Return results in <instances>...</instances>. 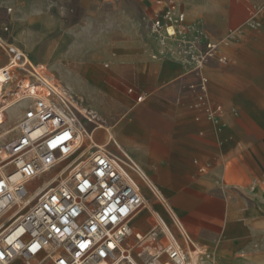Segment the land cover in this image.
Listing matches in <instances>:
<instances>
[{"label":"built area","instance_id":"1","mask_svg":"<svg viewBox=\"0 0 264 264\" xmlns=\"http://www.w3.org/2000/svg\"><path fill=\"white\" fill-rule=\"evenodd\" d=\"M145 19L157 45L151 57L177 60L197 75L198 85L190 86L200 91L193 106L210 120L219 117L223 109L209 97L205 69L214 60L228 63L223 41L213 39L201 21L189 20L176 1ZM0 48V88L7 91L2 98L24 87L14 119L0 102V222L9 219L0 231V264H215L208 249L191 259L199 248L153 187L168 217L149 210L132 156L114 140L98 141L99 125L79 99L31 73L21 49L1 38ZM16 73L21 85L12 87ZM129 91L144 101V94ZM54 170L47 189L32 198ZM145 210L152 224L144 232L134 223L144 221Z\"/></svg>","mask_w":264,"mask_h":264},{"label":"crops","instance_id":"2","mask_svg":"<svg viewBox=\"0 0 264 264\" xmlns=\"http://www.w3.org/2000/svg\"><path fill=\"white\" fill-rule=\"evenodd\" d=\"M169 1L179 3L154 0L146 17L162 10ZM252 2L258 9L251 18L253 26L235 29L231 45H221L228 63L214 60L205 69L209 97L215 105H224V117L210 120L203 110L193 106L200 91L190 86L198 85L197 75L177 60L148 58L140 41L121 45L119 50L127 54L128 60L120 63L116 72L135 86L129 90L145 95L144 101L137 102L136 95L128 90L136 102L132 106L130 96L121 95L104 81L105 73L94 86L110 101L111 117L95 112L111 127L114 141L122 149L138 150L137 159L132 158L146 175L143 193L153 211L166 216L163 201L155 203L147 184L162 190L161 198L177 213L194 243L203 242L201 246H210L220 255L243 245L249 233L239 220L230 221L218 232L217 240L205 221L212 220L216 225L217 213L254 214L258 209L246 201V196L252 195L246 186L264 174V107L257 104L262 91L259 84L264 78V0ZM237 9L238 14L230 17L233 26L249 16L245 3ZM188 19L201 21L215 40H222L233 30L217 27L218 33L204 18ZM242 116L248 125L241 123ZM249 129L262 134L258 138ZM95 133L101 143L108 141L109 131L98 128ZM143 219L136 221L134 228L145 232L152 224L149 210L144 211Z\"/></svg>","mask_w":264,"mask_h":264},{"label":"rangeland","instance_id":"3","mask_svg":"<svg viewBox=\"0 0 264 264\" xmlns=\"http://www.w3.org/2000/svg\"><path fill=\"white\" fill-rule=\"evenodd\" d=\"M153 1L0 0V38L4 44L15 46L24 52L29 59L31 68L28 70L31 73H38L31 63L39 68L43 66L41 73L51 80V83L76 96L83 109L88 112L95 110L103 117H111L113 112L108 106L110 101L94 86L100 83L102 73H105L104 81L114 86L121 95L130 96L132 106L136 104L134 97L128 92L129 88L135 86L116 72L117 66L128 60L127 54L119 49L123 43L140 41L145 46V54L151 59L157 45L150 34L145 17ZM252 1L179 0V3L185 8L188 16L193 19L204 18L210 28L219 33L217 27H223L226 31L229 28L235 30L253 26L255 22L251 18L258 9ZM240 3H245L249 8V16L241 24L233 26L234 19L230 17L238 14ZM226 37L227 35L222 38L224 47L231 45V41ZM16 76L18 80L22 79L20 74L16 73ZM18 80L14 79L11 86L15 87ZM259 85L262 91L258 95L257 104L264 107V78ZM221 106L223 111L219 118L224 117L226 113L224 105ZM20 108L21 106H17L8 111L9 118L14 119ZM261 118L264 120V116ZM241 123L248 125L243 116ZM89 126L92 128L94 125ZM98 128L106 130L104 127ZM249 130L258 138L262 134L259 130ZM98 137H103V130ZM107 140L110 141L108 135ZM124 150L137 159V149L124 147ZM56 172L57 170L50 172L44 180H50ZM149 176L152 179L151 175ZM152 181L154 182L153 179ZM240 182L239 185H244ZM248 187L251 188L252 195L250 198L246 196V201L259 211L252 215L245 212L217 213L219 223L216 225L212 220L205 221V226L217 240L220 238L218 232L230 221L239 220L249 233V239L243 245L226 255L218 254L210 246H201L204 243L198 241L197 247L208 249L215 264H264V174L248 183L246 189ZM159 191L162 195L160 188ZM154 201L160 203L156 198ZM165 217H168L167 213ZM5 224L8 225V222Z\"/></svg>","mask_w":264,"mask_h":264},{"label":"bare ground","instance_id":"4","mask_svg":"<svg viewBox=\"0 0 264 264\" xmlns=\"http://www.w3.org/2000/svg\"><path fill=\"white\" fill-rule=\"evenodd\" d=\"M28 61H29V59H28ZM31 66L35 69V71L36 72H38L41 76V79H42V81L43 82H45V83H49V84H51L53 87H55L56 89H59V85L56 87L55 85H53V83H51V80H49L46 76H44L42 73H41V69H43L44 67L43 66H41L40 68H39V66H37V65H35V64H32L31 63ZM33 74H36L35 72H32ZM20 80V81H19ZM18 80V82L17 83H15V85L16 86H18L19 84H20V82H21V78ZM21 85V84H20ZM61 88H63V87H61ZM24 91V87L22 86L21 87V89L18 91V92H16V93H13V94H10V97L9 98H6L5 100H1V98H2V95H4V94H6L7 93V91H4L3 90V88H0V102H2V101H5L6 102V104L8 105V111H10L11 109H13V107H17L18 105H19V100H20V97H21V95H22V92ZM19 96V97H18ZM3 99V98H2ZM90 113H92L93 114V121L94 122H96V123H98V125H99V127L101 128H105L107 131H109V134H108V138H109V140H112V139H114L115 140V138H114V135H113V133H112V129H111V127L110 126H108V125H106L102 120H100L99 119V115L97 114V112H95V110H93V111H90ZM0 116H1V113H0ZM110 142V141H109ZM118 145H119V143L118 142H116ZM120 146V145H119ZM121 147V146H120ZM122 148V147H121ZM133 159V158H132ZM134 160V159H133ZM134 162L136 163V165L138 166V168L140 169V171H141V173H142V175H143V180L142 179H140V185H141V187H142V190H143V182L146 184V175H145V173L143 172V170L141 169V167L138 165V163L134 160ZM49 175V173H47V174H45L44 175V178L46 179L47 178V176ZM51 180H52V177H51V179L49 180V179H47V181L45 180V183H44V186H41L37 191H36V193H34L33 195H32V198H36L38 195H40L41 194V192H43V190L45 191L46 189H47V187L50 185V183H51ZM150 182V181H149ZM147 186H148V188L149 187H151V185H149V184H147ZM154 186V185H153ZM150 189V188H149ZM151 190V189H150ZM149 209L150 210H153V206H152V204L149 202ZM7 220H9V219H7ZM6 220V221H7ZM7 224H5V221H1L0 222V231L6 226ZM201 250V248L199 247V249L198 250H194V251H192L191 252V259L193 260V261H195L196 259H197V257H198V253H199V251Z\"/></svg>","mask_w":264,"mask_h":264}]
</instances>
